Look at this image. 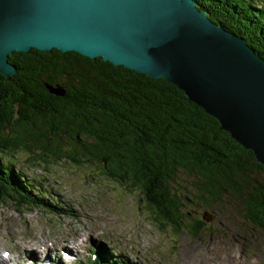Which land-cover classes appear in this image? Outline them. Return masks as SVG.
I'll list each match as a JSON object with an SVG mask.
<instances>
[{"label":"trees","instance_id":"trees-1","mask_svg":"<svg viewBox=\"0 0 264 264\" xmlns=\"http://www.w3.org/2000/svg\"><path fill=\"white\" fill-rule=\"evenodd\" d=\"M194 1L264 59V0ZM8 62L17 71L0 74L1 207L56 208L36 184L41 180L8 159L25 151V164L49 165L43 172L52 177L47 169L67 161L92 170L97 184L137 190L154 223L147 220L160 230L197 239L210 226L183 208L224 202L264 231V178L252 176L264 175V165L176 85L74 51L32 48ZM59 88L63 93H54ZM90 264L99 263L92 256Z\"/></svg>","mask_w":264,"mask_h":264},{"label":"water","instance_id":"water-1","mask_svg":"<svg viewBox=\"0 0 264 264\" xmlns=\"http://www.w3.org/2000/svg\"><path fill=\"white\" fill-rule=\"evenodd\" d=\"M198 6L194 0H0V74L17 71L8 62L13 52L35 48L101 57L165 79L264 165V59ZM201 217L211 218L207 211Z\"/></svg>","mask_w":264,"mask_h":264},{"label":"rangeland","instance_id":"rangeland-1","mask_svg":"<svg viewBox=\"0 0 264 264\" xmlns=\"http://www.w3.org/2000/svg\"><path fill=\"white\" fill-rule=\"evenodd\" d=\"M8 159L14 163L15 169L41 180L36 184L44 194L48 195L50 200L54 202V198H56L57 205L58 200L63 204L65 200L75 204L67 211L54 204L56 208L54 211H50L54 212L52 214L39 208L16 212L10 205L0 206V247L11 248L12 254H18L20 264H24L20 256L25 253V250L22 249L24 243L36 237L56 236L58 233L54 225L66 224L68 221L66 217L71 216L75 221L81 223L83 221V217H80L81 210L86 211L87 216L92 213L91 208L95 204L94 196L104 191L107 193V198L103 196L101 200L106 201L109 211L93 212V215L100 216L101 221L98 225L105 230L107 226H114L115 222H119V227L132 239L137 236L146 241L151 235L152 240L159 244L158 254H163L158 257L166 264H264V231L251 228L247 222L236 215L237 208L232 209L230 204L226 205L221 202L215 209L198 208L190 204L184 207L183 210L193 215L194 219L204 220L201 216L205 211L212 217L208 218L205 223L208 227L210 226V230L202 231L199 238L194 239L185 234L175 235L168 226L160 230L156 224H153L150 214L144 211L145 205L137 190L128 193L126 192L128 190L115 182L102 179L104 183L97 184V180L88 175L92 173V170H83L71 164L69 166L66 161L47 169V172L53 175L52 177L43 172V169L49 165L40 169L34 164H25L27 163L25 161H28L25 151L18 152L15 157H8ZM252 176L254 179L264 178V175L258 171L254 172ZM181 177L184 180L189 178L185 174H182ZM181 189L185 193V189L183 187ZM118 208L122 210H118ZM93 221L90 218V222ZM95 221L98 222L96 219ZM244 227L249 228L246 234L241 231L245 230ZM69 231L70 229H66V235ZM86 238L91 240V236H86ZM38 242L40 241L28 245V247L34 248ZM71 243L72 246H77V243ZM40 244L42 243L40 242ZM89 256L91 254L86 255L85 262ZM41 257L50 259L48 254L47 256L41 254ZM51 260H46L43 264H49ZM9 262L8 259L0 257V264ZM56 262L60 263L61 259Z\"/></svg>","mask_w":264,"mask_h":264},{"label":"bare ground","instance_id":"bare-ground-1","mask_svg":"<svg viewBox=\"0 0 264 264\" xmlns=\"http://www.w3.org/2000/svg\"><path fill=\"white\" fill-rule=\"evenodd\" d=\"M39 245H42V244H40V242H38V244H36V247L39 246ZM29 248H33V247H29ZM69 257H70V255L67 254V258H69ZM90 258H92V255L89 256L88 260L86 261L87 264H90Z\"/></svg>","mask_w":264,"mask_h":264}]
</instances>
